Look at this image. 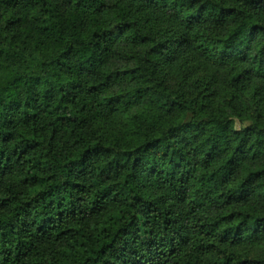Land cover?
I'll use <instances>...</instances> for the list:
<instances>
[{
	"label": "clouds",
	"instance_id": "clouds-1",
	"mask_svg": "<svg viewBox=\"0 0 264 264\" xmlns=\"http://www.w3.org/2000/svg\"><path fill=\"white\" fill-rule=\"evenodd\" d=\"M0 264H264V0H0Z\"/></svg>",
	"mask_w": 264,
	"mask_h": 264
}]
</instances>
